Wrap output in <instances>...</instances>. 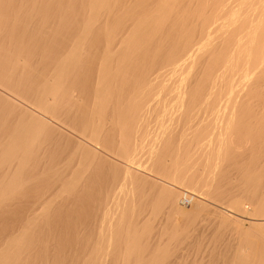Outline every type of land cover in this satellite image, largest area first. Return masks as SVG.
<instances>
[{"label":"bare ground","instance_id":"6f19581e","mask_svg":"<svg viewBox=\"0 0 264 264\" xmlns=\"http://www.w3.org/2000/svg\"><path fill=\"white\" fill-rule=\"evenodd\" d=\"M205 262L264 264V0H0V264Z\"/></svg>","mask_w":264,"mask_h":264},{"label":"rangeland","instance_id":"374dc122","mask_svg":"<svg viewBox=\"0 0 264 264\" xmlns=\"http://www.w3.org/2000/svg\"><path fill=\"white\" fill-rule=\"evenodd\" d=\"M245 225V227H247L248 225L247 224H244ZM208 243H207V241H200V245H199V251H202L204 248H205V246L207 245ZM164 245V244H163ZM162 245V246H163ZM196 248V247H195ZM185 252L187 253V255H189L190 257H192V256H194V255H198V256H201V255H203L204 254V252H200V253H197V252H195V251H193L192 250V247H189V246H186L185 247ZM193 251V252H192ZM204 264H207L206 262L204 263Z\"/></svg>","mask_w":264,"mask_h":264},{"label":"built area","instance_id":"2783aa9c","mask_svg":"<svg viewBox=\"0 0 264 264\" xmlns=\"http://www.w3.org/2000/svg\"><path fill=\"white\" fill-rule=\"evenodd\" d=\"M183 200H184V197H183ZM184 202H186V199L184 200Z\"/></svg>","mask_w":264,"mask_h":264}]
</instances>
